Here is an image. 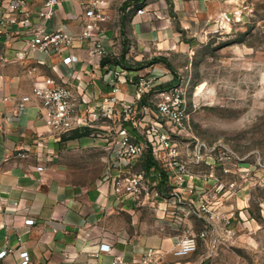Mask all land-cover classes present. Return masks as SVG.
<instances>
[{"label":"crops","instance_id":"1","mask_svg":"<svg viewBox=\"0 0 264 264\" xmlns=\"http://www.w3.org/2000/svg\"><path fill=\"white\" fill-rule=\"evenodd\" d=\"M30 1L34 9L41 2ZM140 1H111V10L119 13L120 35L132 39L138 48L149 42L171 47L186 44L183 33L188 28L190 32L197 31L207 20L202 14L204 0H147L141 15L125 10L130 3ZM56 14L55 25L69 31L78 29L80 8L76 3L58 5ZM120 47L124 46L117 41L111 50L120 53ZM19 50L25 51L22 60L14 59ZM5 53L8 60L0 64V248L10 247L13 251L1 257L0 264H16L22 249L29 253V264H139L148 248L155 253V264H200L203 254L196 250L183 256H174L169 250L182 228L199 232L206 220L186 214L187 201L176 202L164 183L159 184L161 175L157 168L150 166L147 176L157 183L162 196L178 205L176 215L168 212L171 208L162 198L156 199V205L147 197H123L119 201L109 181L101 178L107 160L106 146L117 125L122 123L129 133L141 138L130 120L122 121V114L115 110L111 118L95 121L96 126L87 134L71 136L77 130L73 129L55 135L45 125L38 98L31 95L25 106L17 109V100L31 94L33 77L26 73V67L31 65L35 66L34 77L69 80L83 99L98 107L101 98L112 93L109 71L113 64L108 58L89 60L85 44L74 42L62 53L75 54L80 60L64 64L57 55L28 49L22 37H12ZM141 55L140 52L134 58L138 61ZM123 67L126 80L118 84L115 95L131 101L143 67ZM156 69L154 66L148 73L158 77ZM150 94H143L144 103L139 104L145 107L147 119L154 110ZM144 164L142 156L132 161L129 168L136 171ZM39 165L43 169H37ZM191 166L194 171L207 170ZM201 192L183 196L196 203ZM239 194L240 191L237 195L226 194L214 204V212L243 214ZM175 216L183 217L181 225H177ZM28 217L34 219V224L24 223ZM101 243L108 248L101 250Z\"/></svg>","mask_w":264,"mask_h":264},{"label":"built area","instance_id":"2","mask_svg":"<svg viewBox=\"0 0 264 264\" xmlns=\"http://www.w3.org/2000/svg\"><path fill=\"white\" fill-rule=\"evenodd\" d=\"M112 0H41L34 9L30 0H0V64L8 57L6 47L10 46L12 37H22L25 46L30 50H38L44 54H54L60 57L64 64L77 62V55L62 52L69 49L74 42L85 44L87 59L108 58L110 68L112 93L104 95L98 107L91 106L83 99L80 92L69 80L57 82L50 76L34 77L35 66H27L26 73L33 77L31 94H25L17 100V109H22L30 96L39 99L41 115L45 125L55 135L66 133L73 129L84 127L94 128L97 120L111 118L117 110L121 113V120H130L141 138L137 139L129 133L125 125L120 123L111 134L107 150V160L102 174L104 181H109L112 193L117 200L123 197L139 199L147 197L152 205L156 199L162 198L168 212L176 215L177 206L174 202L186 200V214H196L205 218L204 228L193 232L189 228H182L170 248L174 256H183L196 250L197 239H206L215 227L230 232L233 228L231 219H235L233 212L216 213L213 206L226 194L237 195L239 190L235 181L224 183L221 174L236 173L241 179L247 176L246 168L240 169L237 162L230 157L212 153V148L203 141L193 137L192 144H182L177 140L178 135H188L187 115L184 112V93L180 83L160 89L152 98L153 112L146 118L144 106L140 107L142 95L149 92L155 84L156 75H142L137 77V87L133 100L124 101L115 95L118 84L124 82L126 69L118 62L121 54L115 53L111 47L121 41L120 21L118 11L111 10ZM67 2H74L80 8V23L76 31H69L54 24L57 6ZM147 0L140 3H130L125 7L129 13L143 14ZM24 50L14 53V59L22 60ZM133 80L129 77L128 80ZM85 105V107H82ZM184 147V152L181 148ZM149 152L158 163L164 174V185L172 193L175 201L160 194L157 183H152L146 170H131L132 161ZM191 165L207 167L208 170L194 171ZM214 167H219L221 174L214 173ZM37 169H43L37 166ZM212 179V182L210 181ZM160 182V180H159ZM226 184V185H225ZM192 191H202L196 203L183 195ZM242 193L239 194L241 196ZM177 225L182 224V216H175ZM26 225L34 224V219L24 220ZM212 224L213 226H210ZM107 244L101 243L100 249L106 250ZM10 247L0 248V258L12 252ZM16 264H29L30 256L27 250L19 251ZM119 260V259H117ZM155 253L148 248L140 257L139 264H155Z\"/></svg>","mask_w":264,"mask_h":264},{"label":"rangeland","instance_id":"3","mask_svg":"<svg viewBox=\"0 0 264 264\" xmlns=\"http://www.w3.org/2000/svg\"><path fill=\"white\" fill-rule=\"evenodd\" d=\"M204 1L206 23L183 33L186 44L149 42L138 48L121 34L120 50L126 52L118 61L127 69L143 67L144 76L157 67L151 97L180 83L189 130L178 135L180 146L195 137L213 154L246 168L244 179L237 170L221 174L219 167L213 169L224 183H237L243 214L235 213L229 233L218 228L207 239H197L200 264H264V0ZM155 56L164 60L150 68Z\"/></svg>","mask_w":264,"mask_h":264},{"label":"trees","instance_id":"4","mask_svg":"<svg viewBox=\"0 0 264 264\" xmlns=\"http://www.w3.org/2000/svg\"><path fill=\"white\" fill-rule=\"evenodd\" d=\"M120 56H121V57H124V52H122ZM158 60H164V58H163V57H160V56L152 57V58L148 61V64L155 63V62H157ZM118 62H120V61H118ZM120 63H121L123 66H125L122 62H120ZM141 103H144V97H141V99L139 100V104H141ZM89 131H90V128H88V127L80 128V129H77L75 132H73V133L71 134V136L84 135V134L89 133ZM143 157H144V161H145V164L143 165V168H144L145 170H148V168H149L150 166H154L155 168H157L158 171H159V174L161 175V176H160L161 179H160V183H159V184H160V185L163 184V183H164V180H165V179H164V174H163L161 168L159 167L158 163L152 158V156L150 155L149 152L144 153V154H143Z\"/></svg>","mask_w":264,"mask_h":264}]
</instances>
